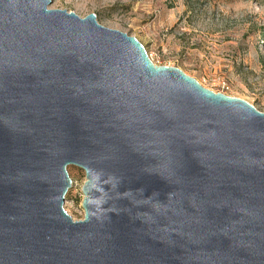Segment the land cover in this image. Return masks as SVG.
<instances>
[{
    "label": "water",
    "instance_id": "water-1",
    "mask_svg": "<svg viewBox=\"0 0 264 264\" xmlns=\"http://www.w3.org/2000/svg\"><path fill=\"white\" fill-rule=\"evenodd\" d=\"M52 2L0 0V264H264V112Z\"/></svg>",
    "mask_w": 264,
    "mask_h": 264
},
{
    "label": "rangeland",
    "instance_id": "rangeland-1",
    "mask_svg": "<svg viewBox=\"0 0 264 264\" xmlns=\"http://www.w3.org/2000/svg\"><path fill=\"white\" fill-rule=\"evenodd\" d=\"M49 8L95 13L99 24L135 37L156 65L264 112V0H53ZM68 172L67 212L80 220L86 175Z\"/></svg>",
    "mask_w": 264,
    "mask_h": 264
},
{
    "label": "built area",
    "instance_id": "built-area-1",
    "mask_svg": "<svg viewBox=\"0 0 264 264\" xmlns=\"http://www.w3.org/2000/svg\"><path fill=\"white\" fill-rule=\"evenodd\" d=\"M67 205H68V200L65 201V209H66V211H68V210H67ZM82 219H83V218H82Z\"/></svg>",
    "mask_w": 264,
    "mask_h": 264
}]
</instances>
